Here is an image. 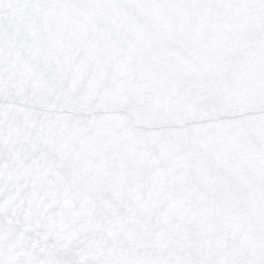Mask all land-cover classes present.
Listing matches in <instances>:
<instances>
[{
  "label": "water",
  "instance_id": "obj_1",
  "mask_svg": "<svg viewBox=\"0 0 264 264\" xmlns=\"http://www.w3.org/2000/svg\"><path fill=\"white\" fill-rule=\"evenodd\" d=\"M0 101L146 128L262 112L264 0H0Z\"/></svg>",
  "mask_w": 264,
  "mask_h": 264
},
{
  "label": "flooded vegetation",
  "instance_id": "obj_2",
  "mask_svg": "<svg viewBox=\"0 0 264 264\" xmlns=\"http://www.w3.org/2000/svg\"><path fill=\"white\" fill-rule=\"evenodd\" d=\"M234 118L260 119L243 132L264 133V112L150 129L122 112L70 114L0 101V264H95L64 237L69 228L77 240L81 229L64 220V209H94L117 189L170 191L175 181L185 189L186 179L206 175L207 182L250 176L256 186L264 179V142H240L225 127ZM19 142L49 153L16 159ZM258 202L264 200L250 202L257 205L248 212L264 213Z\"/></svg>",
  "mask_w": 264,
  "mask_h": 264
},
{
  "label": "rangeland",
  "instance_id": "obj_3",
  "mask_svg": "<svg viewBox=\"0 0 264 264\" xmlns=\"http://www.w3.org/2000/svg\"><path fill=\"white\" fill-rule=\"evenodd\" d=\"M227 120L226 129L240 142H264V133L256 134L260 128L243 132L261 126L260 119ZM224 176L210 182L209 175L186 179L178 194L117 189L94 209L65 208L64 220L70 217L81 229L77 240H71L69 228L64 237L95 264H264V213L248 212L257 205L250 202L264 200V179L255 186L250 176L223 182Z\"/></svg>",
  "mask_w": 264,
  "mask_h": 264
}]
</instances>
